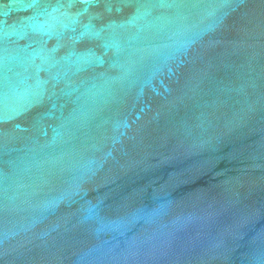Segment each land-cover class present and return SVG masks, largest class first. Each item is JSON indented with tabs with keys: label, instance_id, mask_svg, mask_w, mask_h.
Instances as JSON below:
<instances>
[{
	"label": "water",
	"instance_id": "95a60500",
	"mask_svg": "<svg viewBox=\"0 0 264 264\" xmlns=\"http://www.w3.org/2000/svg\"><path fill=\"white\" fill-rule=\"evenodd\" d=\"M0 264H264V0H0Z\"/></svg>",
	"mask_w": 264,
	"mask_h": 264
}]
</instances>
